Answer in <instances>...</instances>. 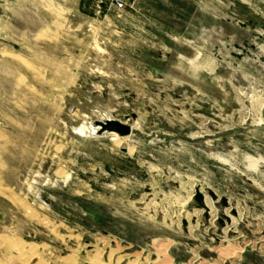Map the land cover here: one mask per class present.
<instances>
[{
  "label": "rangeland",
  "instance_id": "1",
  "mask_svg": "<svg viewBox=\"0 0 264 264\" xmlns=\"http://www.w3.org/2000/svg\"><path fill=\"white\" fill-rule=\"evenodd\" d=\"M9 241L264 264V0H0L3 263Z\"/></svg>",
  "mask_w": 264,
  "mask_h": 264
},
{
  "label": "bare ground",
  "instance_id": "2",
  "mask_svg": "<svg viewBox=\"0 0 264 264\" xmlns=\"http://www.w3.org/2000/svg\"><path fill=\"white\" fill-rule=\"evenodd\" d=\"M127 136H119V137L124 138V137H127ZM206 205H207V207L209 209L210 208L209 205L208 204H206ZM209 211H211V210L209 209ZM168 246L169 245H161L159 248H157V250L159 251V254L158 255L161 256L163 258V260L158 261L155 264H169V260L166 257V255H167L166 252H167V247ZM4 248H5V250H7L6 252H14L15 253V256H14V258H9L8 257L9 259H7L4 263L0 261V264H29L30 259L33 258L37 254L36 252H38L37 248L34 247V246L25 245V244L24 245L23 244L19 245V244H16L14 242H10V241L4 243ZM229 249H224L223 250V252H224L225 255H229V254L232 255V254L235 253V251L233 252L232 249H231L232 252L230 253L229 252ZM15 261H18V262L15 263ZM39 263L40 264H45V262L43 263L41 261V259H40V262ZM95 264H98V262H96Z\"/></svg>",
  "mask_w": 264,
  "mask_h": 264
},
{
  "label": "water",
  "instance_id": "3",
  "mask_svg": "<svg viewBox=\"0 0 264 264\" xmlns=\"http://www.w3.org/2000/svg\"><path fill=\"white\" fill-rule=\"evenodd\" d=\"M95 126H99L98 133L108 132L116 133L119 136H127L130 133V127L115 120H106L105 122H95ZM199 199L201 196L198 195ZM223 204H226L225 198L222 199Z\"/></svg>",
  "mask_w": 264,
  "mask_h": 264
},
{
  "label": "built area",
  "instance_id": "4",
  "mask_svg": "<svg viewBox=\"0 0 264 264\" xmlns=\"http://www.w3.org/2000/svg\"><path fill=\"white\" fill-rule=\"evenodd\" d=\"M117 7H118V8H121V7H122V4L119 2V3L117 4Z\"/></svg>",
  "mask_w": 264,
  "mask_h": 264
}]
</instances>
